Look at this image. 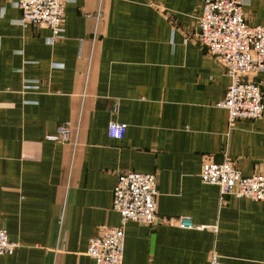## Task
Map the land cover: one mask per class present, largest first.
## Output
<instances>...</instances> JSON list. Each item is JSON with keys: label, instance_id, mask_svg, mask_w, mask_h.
Segmentation results:
<instances>
[{"label": "crops", "instance_id": "0c3cea01", "mask_svg": "<svg viewBox=\"0 0 264 264\" xmlns=\"http://www.w3.org/2000/svg\"><path fill=\"white\" fill-rule=\"evenodd\" d=\"M247 2L248 25L264 24V0ZM203 4L73 0L51 43L1 1L0 230L19 247L0 264H96L87 249L120 225L113 192L130 172L157 176L159 220L125 225V264H264V203L200 180L225 160L264 176V116L230 127L218 107L230 78L197 39ZM62 126L69 143L47 140ZM177 218L203 229L161 220Z\"/></svg>", "mask_w": 264, "mask_h": 264}, {"label": "built area", "instance_id": "2783aa9c", "mask_svg": "<svg viewBox=\"0 0 264 264\" xmlns=\"http://www.w3.org/2000/svg\"><path fill=\"white\" fill-rule=\"evenodd\" d=\"M1 1L21 13L20 26L45 27L52 33L51 43L62 39L65 33V9L73 0H0V17L4 10ZM247 0H204L199 18L197 39L205 51L228 72L230 86L218 107L228 113L230 127L238 121H255L264 116V89L250 80L264 72V24L251 27L246 20ZM37 87L26 86V89ZM127 132L124 124L111 123L109 136L123 140ZM47 140L69 143L67 127L62 126ZM73 143V142H72ZM205 185L216 186L222 196L264 203V176H243L228 160L205 163L200 173ZM158 179L154 174L124 173L119 175L113 192V210L120 216V225L104 231L90 241L87 256L96 264H125V225L129 222L154 225L157 216ZM162 223L191 230L189 219H161ZM18 244L9 239L6 230H0V257L12 255ZM212 264H219L212 257Z\"/></svg>", "mask_w": 264, "mask_h": 264}, {"label": "rangeland", "instance_id": "374dc122", "mask_svg": "<svg viewBox=\"0 0 264 264\" xmlns=\"http://www.w3.org/2000/svg\"><path fill=\"white\" fill-rule=\"evenodd\" d=\"M250 80L253 81V82H255V83H257L254 78H250ZM257 84H259V83H257Z\"/></svg>", "mask_w": 264, "mask_h": 264}, {"label": "bare ground", "instance_id": "6f19581e", "mask_svg": "<svg viewBox=\"0 0 264 264\" xmlns=\"http://www.w3.org/2000/svg\"><path fill=\"white\" fill-rule=\"evenodd\" d=\"M221 193V192H220ZM222 195V194H221ZM236 199V198H235ZM178 219V218H177ZM112 229V228H111ZM88 250V249H87ZM87 253V252H86Z\"/></svg>", "mask_w": 264, "mask_h": 264}]
</instances>
